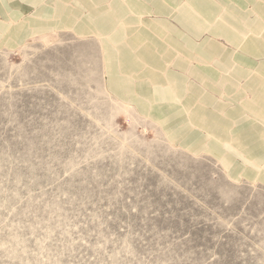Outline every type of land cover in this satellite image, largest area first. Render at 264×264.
Returning a JSON list of instances; mask_svg holds the SVG:
<instances>
[{
  "label": "rangeland",
  "instance_id": "1",
  "mask_svg": "<svg viewBox=\"0 0 264 264\" xmlns=\"http://www.w3.org/2000/svg\"><path fill=\"white\" fill-rule=\"evenodd\" d=\"M222 164L108 89L99 39L0 45V264H264V184Z\"/></svg>",
  "mask_w": 264,
  "mask_h": 264
},
{
  "label": "crops",
  "instance_id": "2",
  "mask_svg": "<svg viewBox=\"0 0 264 264\" xmlns=\"http://www.w3.org/2000/svg\"><path fill=\"white\" fill-rule=\"evenodd\" d=\"M63 30L172 142L264 184V0H0V45Z\"/></svg>",
  "mask_w": 264,
  "mask_h": 264
}]
</instances>
